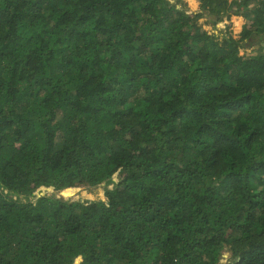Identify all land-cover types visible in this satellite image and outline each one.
I'll return each mask as SVG.
<instances>
[{
	"label": "trees",
	"instance_id": "trees-1",
	"mask_svg": "<svg viewBox=\"0 0 264 264\" xmlns=\"http://www.w3.org/2000/svg\"><path fill=\"white\" fill-rule=\"evenodd\" d=\"M187 2L0 0V264H264V0Z\"/></svg>",
	"mask_w": 264,
	"mask_h": 264
},
{
	"label": "rangeland",
	"instance_id": "rangeland-1",
	"mask_svg": "<svg viewBox=\"0 0 264 264\" xmlns=\"http://www.w3.org/2000/svg\"><path fill=\"white\" fill-rule=\"evenodd\" d=\"M176 7L179 9H183L187 13L197 12L200 10L199 4L197 0H189L186 5L182 3H177ZM198 23L202 26L203 29L207 30L209 33L218 34L222 36L225 33H229L233 35L235 38L238 37L243 24L245 23V19L242 16L231 14L227 17V15H223L221 20L218 21L215 25L211 22V16L207 14H203L198 19ZM246 52H250L251 48L245 50ZM243 50H240V54H243ZM114 181L117 180V175L113 177ZM113 186L112 183L106 184L104 182L88 187V188H78L72 192H67L63 190H48V189H38L35 192V195H46V196H54L57 198H61L63 200L74 201H92V200H105V190L107 188H111ZM86 194H90L91 197H86ZM230 258V254L223 259V263L226 262L227 259ZM221 261V260H220ZM219 261V262H220Z\"/></svg>",
	"mask_w": 264,
	"mask_h": 264
}]
</instances>
